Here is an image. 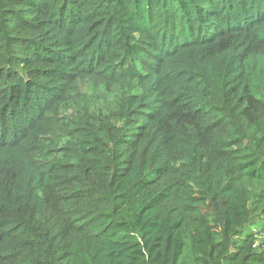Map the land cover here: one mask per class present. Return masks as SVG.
Wrapping results in <instances>:
<instances>
[{"label":"trees","instance_id":"1","mask_svg":"<svg viewBox=\"0 0 264 264\" xmlns=\"http://www.w3.org/2000/svg\"><path fill=\"white\" fill-rule=\"evenodd\" d=\"M0 264H264V0H0Z\"/></svg>","mask_w":264,"mask_h":264}]
</instances>
